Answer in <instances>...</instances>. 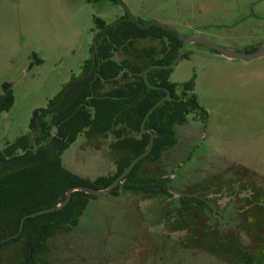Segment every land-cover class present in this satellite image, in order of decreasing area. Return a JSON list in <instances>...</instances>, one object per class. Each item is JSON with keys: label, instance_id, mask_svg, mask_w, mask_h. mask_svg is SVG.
<instances>
[{"label": "rangeland", "instance_id": "374dc122", "mask_svg": "<svg viewBox=\"0 0 264 264\" xmlns=\"http://www.w3.org/2000/svg\"><path fill=\"white\" fill-rule=\"evenodd\" d=\"M127 14L143 25L157 21L185 37L201 36L221 47L254 51L264 45V0H0V95L9 83L15 99L0 116V151L30 133L33 112L47 108L74 76L83 73L93 55L95 19L111 24ZM151 45L150 40H140L135 46ZM154 45L162 47L161 42ZM192 79L208 120L192 113L188 123L177 127L178 144L162 158L165 175L175 174L182 186L223 170L227 177L252 178L263 205L252 208L248 216L257 227V243L263 245L264 230L259 226L264 222V56L230 59L191 43L170 81L182 84ZM112 139L98 151L84 148L85 138L79 136L63 154L64 165L92 180L107 175L115 168L104 154ZM175 187V193L182 189ZM175 209L176 204L169 208L161 196L148 202L133 194L90 199L78 226L51 240L45 264H229L197 248L189 252L203 241L186 239L175 226L178 222L169 220L167 212ZM237 222L229 214L224 230L247 247L251 237L237 228Z\"/></svg>", "mask_w": 264, "mask_h": 264}, {"label": "trees", "instance_id": "16d2710c", "mask_svg": "<svg viewBox=\"0 0 264 264\" xmlns=\"http://www.w3.org/2000/svg\"><path fill=\"white\" fill-rule=\"evenodd\" d=\"M95 23L103 31L95 38L96 51L91 46L95 55L85 63L83 73L74 76L47 108L33 112L30 133L8 142L0 151V241L16 235L25 216L62 203L69 189L87 186L102 190L120 177L147 150L151 135L142 133L141 125L151 108L167 95L165 89L170 91V98L157 106L145 124L146 129L158 133L151 152L133 166L110 195L120 198L133 194L146 200L170 195L162 158L178 144L177 127L188 123L192 113L205 123L208 120L207 110L194 93V79L182 84L171 82L172 68L149 71V82L160 89L150 88L144 81L150 66L170 65L177 57L182 42L175 33L158 26L143 28L129 20L128 14L113 25L100 17ZM140 40H150L153 45L139 49L135 45ZM156 42L162 43L160 49ZM118 55L122 59L118 60ZM14 102L12 86L5 83L0 116ZM81 135L84 148L98 151L113 138L104 151L115 165L107 175L92 180L64 165L63 154ZM97 197L75 191L60 210L27 218L20 235L0 243V264H45L51 240L76 228L90 199ZM206 245L211 251L220 248L213 243ZM227 247L239 256L240 263L253 264L252 255L240 246ZM218 249L214 253H219ZM259 252L264 255L263 245Z\"/></svg>", "mask_w": 264, "mask_h": 264}, {"label": "flooded vegetation", "instance_id": "af4514ba", "mask_svg": "<svg viewBox=\"0 0 264 264\" xmlns=\"http://www.w3.org/2000/svg\"><path fill=\"white\" fill-rule=\"evenodd\" d=\"M128 19H130L129 14ZM114 23H111V25ZM101 31H103V29L97 28L96 25V33L93 40H95L96 36ZM96 48L97 42L96 47L94 48L95 51ZM186 160L188 161L189 158ZM184 164L185 162L183 161L181 166ZM177 168L179 167L177 166ZM175 176L176 175L174 174V177L170 178L164 173V177L169 178L168 189L170 191V195H159L154 198L160 196L163 197V199L169 203V208H172L176 204L175 213H173L174 211L167 212V216L170 221L174 220V222H178V225L175 224V226L183 230L182 233L186 239H202L201 241H203V243L199 241L200 244L194 245L190 249L188 248L189 252L191 251L193 253V248H197L199 251L205 253L208 252L215 256L219 255L221 258L220 260L229 264H242V262L240 263L237 259L239 256L237 257L235 256L236 254L234 255L229 252L227 247L229 245H236L240 246V249L252 255L253 264H258V261L264 263V255H260L259 252L262 244L259 245L256 240L257 227L254 225L250 216L249 219H247V216L250 214L252 208L257 209L258 203H262L261 199H258L255 195V190H253L254 187L250 183L252 178H241L239 175H231L227 177L225 170H223L214 174L213 177H208L203 181H198L192 184L187 183L184 187L181 185L180 179H176ZM177 184H179L182 189L178 190V193H175V185ZM138 198H140L142 202H148L151 200L143 199L141 196H138ZM184 200H190L192 202L184 203ZM239 202H243V204L241 203L243 206L237 205ZM229 209L231 210L229 214H232L233 217H236L238 220L237 228L242 229L249 235V237H251V243L247 247L242 245L233 233L228 231L225 232L224 230L227 218H229V214L225 212ZM244 214L247 216H244ZM259 228L264 230V223H261ZM206 242L213 243V245L215 244L217 247H220L219 249L214 248L212 251L214 253L215 250L217 251L218 249L220 254L211 253L212 248H208Z\"/></svg>", "mask_w": 264, "mask_h": 264}, {"label": "water", "instance_id": "95a60500", "mask_svg": "<svg viewBox=\"0 0 264 264\" xmlns=\"http://www.w3.org/2000/svg\"><path fill=\"white\" fill-rule=\"evenodd\" d=\"M120 2H121V0H120ZM129 18L132 21L138 23V25L143 27V28H150L152 26H158V27H160L162 29L171 31V32L175 33L178 36V38L181 40V42H182L181 50L179 51L177 57L174 59V61L170 65H166V66L152 65L144 72V81H145L146 85L148 87H150V88L160 89V87L153 86L149 82V80H148L149 71L152 70V69H165V70H167V69L174 68L175 65L177 64V62L183 56V53H184V50H185L186 46L188 44H191V43L203 46L204 48H206L208 50L215 51V52H217V53H219V54H221V55H223V56H225L227 58H230V59H241V60H244V61H252L254 59H257V58H260V57L264 56V45L261 46L260 48H258L257 50H254V51H239V50L233 49L232 47H221L218 44H216L215 42H213V41H211L209 39H206L204 37H201V36L185 37L184 35L180 34L177 30H175L173 28H170V27H167V26H165L162 23H159L157 21H153L151 23L143 25V24H140L139 22H137L136 19L131 14L129 15ZM93 44L96 47V41L95 40H93ZM94 55H95V52L93 53L92 57H94ZM165 91L167 92V95L157 105H155L154 107L151 108V110L147 113V115H146V117H145V119H144V121L142 122V125H141L142 133H146L147 132V133L151 134V140L149 142V146H148L147 150L143 154H141L140 156L135 158L131 162V164L125 169L124 173L120 177H118L114 182H112L108 188L102 189V190L93 189V188L87 187V186H80V187H75V188L69 189L67 194H66V198H65V200L62 203H60V204H58V205H56V206H54L52 208L40 210V211H37V212H35L33 214L25 216L22 219V221H21V226H20L19 232L16 235L12 236V237H9V238H7L5 240L0 241V243H2L4 241H7V240H10L11 238H14V237H17L18 235H20L22 230H23L24 222H25V220L27 218L35 217V216L42 215V214H45V213L55 212V211L60 210L64 206H66L69 203V201L71 200L72 194L75 191H83L87 195L103 196V195L109 194L117 185L122 183L124 181V179L126 178V176L132 170L133 166L139 160L145 158L151 152V150L153 148L154 140H155L156 137H158V134H157L156 131L152 132L151 130L145 129V124H146L147 119L152 114V112L157 108V106L163 104L166 100H168L170 98V96H171L170 91L166 90V89H165Z\"/></svg>", "mask_w": 264, "mask_h": 264}]
</instances>
